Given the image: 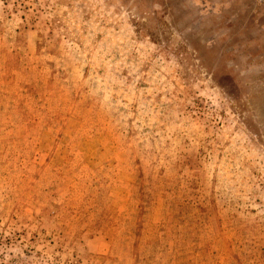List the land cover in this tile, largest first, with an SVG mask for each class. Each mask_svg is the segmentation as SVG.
Here are the masks:
<instances>
[{"label": "rangeland", "instance_id": "374dc122", "mask_svg": "<svg viewBox=\"0 0 264 264\" xmlns=\"http://www.w3.org/2000/svg\"><path fill=\"white\" fill-rule=\"evenodd\" d=\"M0 264H264V0H0Z\"/></svg>", "mask_w": 264, "mask_h": 264}]
</instances>
